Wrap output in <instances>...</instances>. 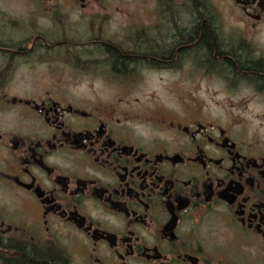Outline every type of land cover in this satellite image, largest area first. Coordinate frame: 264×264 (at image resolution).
I'll return each mask as SVG.
<instances>
[{"label": "flooded vegetation", "instance_id": "af4514ba", "mask_svg": "<svg viewBox=\"0 0 264 264\" xmlns=\"http://www.w3.org/2000/svg\"><path fill=\"white\" fill-rule=\"evenodd\" d=\"M22 1L35 20L0 9V264H264V0Z\"/></svg>", "mask_w": 264, "mask_h": 264}, {"label": "rangeland", "instance_id": "374dc122", "mask_svg": "<svg viewBox=\"0 0 264 264\" xmlns=\"http://www.w3.org/2000/svg\"><path fill=\"white\" fill-rule=\"evenodd\" d=\"M117 1L118 0H109L108 3L111 6H116L119 8H122L123 6L125 10H129L131 12H133L135 10V7L139 5V3L136 0H121L118 2ZM0 2L2 3V5H0V9L5 13H7L8 15L13 16L20 20H35V18L32 17L33 15H31L34 11L31 9L30 5L26 4V2L22 0H0ZM114 18L117 19L118 15H114ZM61 79L64 81H69L72 78L70 79L69 74L66 73L61 75ZM75 80L101 82L104 81L105 79L100 78L99 76H95V75L93 76L89 74V75H82ZM149 80L153 81L152 79ZM149 86H153V84H150ZM76 90L84 91L83 89L81 90L76 89ZM149 90L151 89L150 88L145 89V91H149ZM140 91L143 93V89H141ZM103 92L105 95L107 94L108 97L117 98L118 96H120L118 93V89L115 87L102 90V93Z\"/></svg>", "mask_w": 264, "mask_h": 264}]
</instances>
